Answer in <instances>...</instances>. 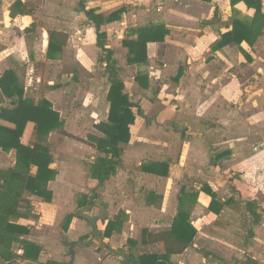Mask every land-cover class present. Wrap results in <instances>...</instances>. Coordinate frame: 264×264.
Listing matches in <instances>:
<instances>
[{
  "label": "rangeland",
  "instance_id": "374dc122",
  "mask_svg": "<svg viewBox=\"0 0 264 264\" xmlns=\"http://www.w3.org/2000/svg\"><path fill=\"white\" fill-rule=\"evenodd\" d=\"M10 1L0 0V49L8 47V42L12 41L15 47L26 50L23 38L18 37L17 33L24 23L13 25L5 16ZM118 1L114 0L110 7L118 5ZM191 2L196 4L193 0H171L168 11L163 14L157 9L149 13L144 8H136V17L130 15L129 19L119 27L107 31L109 33L107 42L115 49V65L121 67L120 72L117 67L115 68L124 82V92L127 93L130 101L138 103L143 109V115L137 118L133 133L138 135L142 129L147 137L152 138V143L136 138V145L158 148L161 154L166 152L170 171L167 176L150 181L145 177L137 176L138 169L135 164L123 168L124 173L115 180L121 183L120 186L126 190V193L119 197L113 195L111 200L114 202L113 205L110 201L104 203L102 195L97 194L99 198L94 200L91 209L85 213L93 217H99L101 214L95 225V229L100 231L102 237L100 243L94 235L95 230L85 219H80L76 232L63 231L60 222L66 213L78 211L76 199L79 195L93 192L91 189L87 190L88 180L87 176L85 180L84 170L87 169L88 161L95 158L97 153L93 150L92 144L86 140V134L95 132L93 124L107 119L108 73L105 65L97 62L95 55L90 61L86 60L84 65L79 64L72 55L74 50L84 47L85 57L87 49L85 47L87 45L89 47L91 43L88 30L83 35L77 32L82 26L79 25L80 21L81 23L85 21L83 15L76 16L73 13V9L77 12L79 10L78 0H27L29 11H34L29 20L34 21V26L29 28L28 35L33 41L30 47L27 46L26 62L18 69V76L24 83L27 94L35 98L46 97L51 101L53 110L59 113L63 125L53 130L46 138L58 174L49 184L53 191L50 202L43 200L42 197H33L31 200L23 199L19 204L25 219V224L19 225L26 227L27 232L14 242L11 249L13 259L5 261L0 257V264H22L25 259L20 260L16 243L25 240L45 244L55 243L43 248L41 256L38 257L42 261L48 259V264L68 263L70 255L68 247L63 244L65 238L68 241L75 240L79 244L75 246L78 248V260L74 255L72 264L122 263L125 258L122 252H128L129 245L128 243L125 245L128 237L137 240L133 249L134 255L143 248V252L154 251L155 246L141 243V238L143 240L147 233V230L144 233L143 228L148 230L168 228L181 190L187 191L185 193L191 190L197 191L193 196L189 194L190 197L184 195V201L191 204V221L197 227V234L185 254L175 257L171 264H264V102H256L258 97L264 96L263 82L256 78L250 80V76H246L243 81H237L233 74L235 67L230 66L235 61L233 59L231 61L226 54L231 50L223 52L224 57L228 59L221 77L227 86L223 91L221 89V92L216 88V94L220 93L221 98L216 99L213 96L214 101L210 105L207 104L211 111L216 110L215 114L196 124L192 121L191 131L195 132L190 133V130H187V119L181 116L182 110L188 107L187 104L185 105L186 102H183V96L179 97V87L176 86L177 81H175L177 79L173 80L172 74L168 72H160L166 68L163 65L165 61L151 54L150 57L153 59L151 66H153L149 71L143 65L138 66V71L146 75L150 74L149 87L143 90L137 87L133 79L135 69L125 65V52L119 47L129 25L133 24L131 17L138 24H143L154 17L167 16L171 23L179 27L181 23L178 22L184 18L181 9ZM209 6L210 4L202 6L203 14L199 16L205 19V24L228 16L229 19H225L223 24L230 22L234 17H249V12L239 6L232 7L231 10L219 11L215 2L211 12L207 8ZM60 27L66 32L64 53L57 59L58 61H51L44 55V42L50 30ZM233 48L235 52L240 50L237 46ZM178 49L180 56L174 58L172 70L174 66L184 67L185 57L181 50L183 48ZM208 55L206 51L203 57L207 58ZM170 59L173 60L172 57ZM217 65L218 63L207 65L210 70L208 73L212 76H215ZM3 68H0V74ZM73 71L74 80L71 78ZM226 71L232 73V76L226 75ZM159 72L163 75L160 76ZM54 85L58 86V89L51 90L50 87ZM231 88L232 91L234 90L232 96L229 93ZM162 101L164 103L161 105H150L151 102ZM148 107L151 109L148 110ZM37 141V137L33 136L28 145L32 147ZM187 142L192 145L191 147H195L193 155L191 154L196 161L194 168L190 167L193 165V157L187 154L190 146ZM161 143L162 145L165 143L163 148ZM143 156L147 157L149 154L145 153ZM201 184L212 187L216 199L223 201V207L217 215L211 214L207 208L210 196L199 192ZM149 188L163 197L162 201L154 206L145 203V191ZM110 190L113 191L112 188ZM249 201L255 204L257 212L260 213L261 221L257 226L252 224L245 206ZM118 207L126 209L129 217L119 231L104 237V223L109 213ZM15 219L12 218L11 221ZM70 224L69 228L75 230V226ZM250 231L252 233H249ZM54 250L59 252L49 256Z\"/></svg>",
  "mask_w": 264,
  "mask_h": 264
},
{
  "label": "trees",
  "instance_id": "16d2710c",
  "mask_svg": "<svg viewBox=\"0 0 264 264\" xmlns=\"http://www.w3.org/2000/svg\"><path fill=\"white\" fill-rule=\"evenodd\" d=\"M210 2L211 0H204ZM242 2L247 9L253 10V16L249 19L235 17L232 20V27L229 31L220 34L213 49L222 48L230 43L240 45L246 42L252 46L259 35L264 31V0H230L232 6ZM79 10L84 13L87 20L93 23L96 33V47L100 49L101 56L99 62L105 65L108 73L109 88L106 99L108 101L107 119L103 122L93 124V128L98 134H87L88 141L93 143L94 149L99 153L91 162L87 164L89 177L97 182L92 188L91 195H82L77 198V208L93 205L97 198L95 188L101 186L110 176L115 174L121 165V154L123 147L130 140V125L135 121L136 116L142 115V109L137 103L128 99L124 92V84L117 77L115 62L112 50L106 46V33L101 30L105 24L119 20L120 16L127 11L125 7L119 8L107 16L95 12L94 9L85 7V0H79ZM11 13L24 12L20 0L12 4ZM34 26V24H31ZM132 33L136 34L135 39L124 38L122 46L127 48L128 64L137 66H147V42L163 41L169 33V29L164 24L151 25L141 28H132ZM47 58L54 59L61 51L64 41L55 31L48 33ZM179 74L181 71L179 70ZM134 80L142 88L148 87V75L140 71ZM15 74L8 70L0 77V89L7 98L17 99L12 101L14 107L0 108V120L14 124L13 128H6L0 125V148L3 151L15 150V164L7 169H0V257L5 261L13 259L11 248L15 241H18L22 234L27 232L26 227L11 221L12 218L21 217L19 204L23 201V195H37L43 200L50 202L52 192L48 189V183L54 180L57 171L51 167L53 154L50 145L46 143V137L63 124L59 118V113L52 108V104L47 99H40L35 102L31 98L23 97V90L15 86ZM35 124V136L38 141L30 147L20 142L24 127L27 122ZM36 167V172L31 173V167ZM141 170L159 176H167L168 164L165 162H151L141 166ZM202 192L210 196L208 208L214 214H218L223 207V203L217 201L216 195L208 186L203 184ZM153 194V193H149ZM245 206L251 217L253 225L260 222V213L257 212L253 202H246ZM74 217H79L78 212H71L64 216L61 222L63 231H67L69 224ZM126 219V214L119 211L105 225L103 236L108 237L113 232L119 231ZM146 231H144L145 233ZM249 233H252L251 231ZM197 230L189 221V211L182 203L179 204L176 217L171 227L167 231L146 233V242L156 244V253L143 252L134 255L133 246L135 242L131 239L127 241L129 245L128 254H125L122 264H132L136 259L137 264H171V256L181 254L192 244ZM144 235V234H143ZM22 254L20 259L36 261L41 251L40 246L30 241H22ZM48 264V262H46ZM59 264V263H53Z\"/></svg>",
  "mask_w": 264,
  "mask_h": 264
},
{
  "label": "crops",
  "instance_id": "0c3cea01",
  "mask_svg": "<svg viewBox=\"0 0 264 264\" xmlns=\"http://www.w3.org/2000/svg\"><path fill=\"white\" fill-rule=\"evenodd\" d=\"M15 1L16 0H11L7 4L5 16L9 20V22H12L13 25L17 26L18 23H20V24L24 23L20 27V32H17V33H18V37L23 38L22 41H23V43L25 42L23 45L26 46V50H25V48H19L18 46L15 47L12 41L8 42V47L0 49V68L4 67L3 71L0 74V77L3 75V73L5 71H8V70L13 71L15 74V80H16L15 86L17 88L23 90V92H24L23 97L31 98V99L34 98L33 100H35V102H37L40 99H42V98L44 99L46 97L35 98V97H32L29 93L27 94L25 85L19 79V76H18V69L20 67L24 66V63L26 62L25 59H26V53L28 50L27 46L29 45V47H30V45L33 41V38L28 37V35L30 34L29 28L31 27V24H34V21H31V22L29 21L31 19V15L34 13V11H29V8L26 5L27 0H20L22 5H23L24 12H17V10H16L15 12L11 13V11H12L11 6ZM170 1L171 0H119L118 5H113V7H110V5L114 2V0H85V7L87 9L92 8L95 10V12L100 13L103 16H107L111 12H113L119 8H122V7H125L127 9V11L124 12L120 16L119 20L112 22V23H109V24H105L101 27V30L105 31V33H106V46L112 50L113 59L116 62V60H115L116 56L114 55L115 49L113 48V46H109V44L107 42V36L109 35V33H107V31L109 29H115V27L116 28L119 27L122 23L125 22V20L129 19L130 15H132V17H136V14H137L136 8H138V9L144 8L149 13H150V11L152 12V10L154 12L155 9H157L159 11L161 10L160 14L166 13L168 11L167 9H168V5L170 4ZM193 1L196 2V4L191 2L189 5L186 4L183 7V9H181V12H182L184 18L181 19V22H178V24L181 23V26H179V27L175 26L174 23H171V20L168 19L167 16L154 17L150 21L143 23V24H138V22L136 20H132V17H131V21L133 22V24L129 25V27H128L127 31L125 32L124 36L122 37V39L120 41V45H119V47H121V49H123L125 52V59H124L125 65L133 67L135 69V74H136L139 67L136 64H128L127 63V61H126L127 48L122 46L123 39L126 37L135 39L136 34L132 33V31H131L132 28L136 29V28L147 27V26H151V25L164 24L165 27L169 29V33L165 36L163 41L147 42L146 52H147L148 62H147V66H144V67H146L148 71H149L150 67L152 68L153 65L151 66V60L153 62V59H152V57H150L151 54L152 55L155 54L157 57H159L160 60L165 61L163 65H164V67L166 66V68H163L160 72H164V73L168 72V73L172 74L173 80L177 79L175 81H177L176 86L179 87V92H180L179 97L183 96V102H186L185 105L187 104V107H188L187 109L182 110L183 114L181 116L187 119L186 120V122L188 123L187 130H190V133L195 132V131H191V128L193 127L192 121L196 124L199 121L206 119L208 116L215 114L216 110L211 111V109L209 107H207V104L210 105L214 101L215 98L216 99L221 98L220 93H219V95L216 94V88H219V91L221 92V89L223 91L224 87L227 86L226 82L223 81V79H222L223 77H221L222 76L221 72H223V69H226L225 63H227V59H228L227 57H224L223 52H227V50H231V51H229L231 54L230 53H226V54H228L231 61H232V59L235 61V63L231 64L230 66L235 67V72L233 74L235 75V79L237 81H243L247 77L250 76L251 77L250 80H254L255 78L260 79V81H262L264 84V31L261 35L258 36V38L256 39V41L254 42V44L252 46L248 45L246 42H242L240 45H238L236 43H230V44H228L222 48L213 49V46L215 45L216 41H218L220 38V34L225 33L231 29L233 18L230 20V22H225L224 24H223V21L225 19H229V16L225 17L223 19H216L214 22H211L209 24H205V19L203 17H199L201 14H203V11H202L203 7L202 6H204V5L206 6L207 4H210V6L207 8L210 9V12H211L215 7V2L219 7V11H221L222 9H230L231 10L232 7H237V6L243 8L245 11L249 12V14H248L249 17H246L247 19L251 18L253 16V10L247 9L246 6L242 2H239V3L235 4L234 6H232L230 3V0H211L210 2H206L204 0H193ZM78 2H79V0H78ZM263 12H264V4H263ZM73 13H75L76 16L83 15V18L85 19V21H82V23L80 21L79 25H82V26H80V28L78 27L79 30L77 32L79 35H83L88 30L90 32L89 34H90L91 43H90L89 47H87L88 45L85 47V48H87L86 52H85V57L83 55V51H84L83 48L84 47H81V49H78V50H74L72 55L74 56L76 61L79 64L81 63L82 65H84L86 60L90 61L93 55H95L97 57L96 60H97V62H99V56H101L102 52L95 45L96 33H95L93 23L90 22L89 20H87L84 13L81 12L80 10H78V12H77V10L74 11V9H73ZM239 18L246 19L243 17H239ZM83 22H85V23H83ZM50 31H55L57 34L60 35L59 36L60 39L64 41V44H63L61 51L56 54L54 59H49V58H47V44H48L49 35L45 39L44 55L46 56L47 59H49L51 61L52 60L56 61L57 59L62 57V55L64 53V47L66 44V32H65V30H63V27H60L59 29H53ZM76 37H79V36L76 35ZM233 46H237L238 49H240L239 50L240 52L239 51L235 52ZM177 47L183 48L181 50H182V55L184 54V57H185V60L183 62L184 67L182 68V65H179L177 68L174 66V68L172 70L171 66H172V64H174V58L177 56H180L178 53L179 49ZM206 51L209 53V55L207 58H204L203 55H205ZM171 57L173 60L170 59ZM205 61L208 63L206 64ZM212 63L213 64L218 63V65H217L218 68H216L217 70H216L215 76H212V74L208 73V71H210V70H209V67H207V65L212 64ZM115 67H117L118 71L120 72L121 67L118 66L117 64L115 65ZM229 69H231V68L229 67ZM179 70L181 71L180 75H179ZM116 72H117V70H116ZM160 72H159V75L162 76L163 74H160ZM135 74H134V76H135ZM225 74L226 75L230 74L232 76V73H228L227 71ZM230 75H228V76H230ZM148 76H149V79H148V87H149L150 74ZM253 76H254V78H253ZM117 77L120 80H122V78L120 76H118V74H117ZM71 78L73 80L75 78L74 71L71 74ZM133 79H134V77H133ZM207 80H209V81L207 82ZM122 82H123V80H122ZM108 83H109V81H108ZM123 84H124V82H123ZM108 85L110 86V84H108ZM136 85L140 89H143V90L148 89V87L142 88L137 83H136ZM57 87L58 86L54 85V86H51L50 89L56 90V89H58ZM232 89L233 88H231V90L229 91L231 96H232V93L234 91V90L232 91ZM213 96L215 98H213ZM14 99H17V97L15 96L14 98H7L0 89V101H1L0 102V108H12V107H14V105L12 103V101ZM256 102L257 103L264 102V96L258 97L256 99ZM163 103H164V101L157 102V103L151 102L150 105L155 106L157 104L161 105ZM140 104H141V102H140ZM189 106L192 108H189ZM141 109H142V107H141ZM150 109L151 108L148 107V110H150ZM142 112H143V109H142ZM142 115H143V113H142ZM141 116H136L134 123L132 125H130V140H129V142L127 144H121L123 147V152L121 154V165L116 170L115 174L110 176L109 179H107L101 186H98L94 190L96 192V195L97 194H99V196H100V194L102 195V198L104 199V203L110 201L113 205L114 202L111 201L113 198V195L116 197H119L120 195H123L126 193V190H124V188L120 186L121 183H118L115 181L119 175H122L124 173L123 168L126 169V168L134 166L136 164L137 169H138L136 171L137 176L140 178L145 177L146 179H148L150 181L156 180L159 178H163L165 176H159V175H155V174H152L149 172L142 171L141 166L143 164L151 163V162H165L169 166L168 172L170 171V163H169V160H167V158L165 156L166 152H162V154L164 155V156H162L161 151L158 150V148L152 149L151 147L149 148L148 146L144 147V146H137L136 145V142H135L136 138H141V139H144L147 143H152V138L147 137L146 132L144 130L140 129L141 133H138V135L133 133L134 127H135L136 122H137V118L141 117ZM106 117H107V115H106ZM195 120H197V121H195ZM0 125L4 126L6 128H13L14 127V124H12L8 121H4V120H0ZM55 130H57V129H55ZM93 130L95 132H93V133L89 132V133L99 135V133L94 128H93ZM185 132H187V131H185ZM33 136H35V124L33 122L29 121L25 125L23 134L20 137V142L23 145H28V144H30ZM86 136H87V134H86ZM25 138H26V141H25ZM86 140H87V138H86ZM88 142L90 144H92L93 150L96 151L93 147V143H91L90 141H88ZM198 142H200V141H198ZM187 143L190 144L189 142H187ZM164 145H165V143H163V145L161 143V147ZM191 146L192 145L190 144L188 151H187V154L188 155L190 154V156L193 155L192 153L195 150L194 149L195 147L194 146L191 147ZM96 153L97 154L95 156L99 155V153L97 151H96ZM145 153H148L149 156H147V157L143 156ZM127 154H129V155H127ZM126 156H128L127 157L128 159L126 158ZM160 156H162V157H160ZM53 159H54V156H53ZM93 159L94 158H92V160ZM15 160H16V153H15L14 149H11L9 151H3L0 148V169H7V168L12 167L15 164ZM92 160H90L88 162H91ZM195 162H196L195 157H193V163H192L193 165L190 166L191 168H194L196 166ZM51 167L55 168L57 171V174H58V169H57V165L55 163V159H54L53 163L51 164ZM84 171L86 174L85 180H86V176H87V180H88L87 182H88L89 188L87 190L91 189V191H93L92 188L97 184V182L89 177L87 169ZM35 172H36V167L32 166L31 167V173L34 174ZM57 174H56V176H57ZM56 176H55V178H56ZM52 181H50L48 183L47 187L49 190H51L52 197H53V191L49 186V184ZM201 187H202V184L200 185L199 190L201 189ZM110 188H112L113 191H111ZM150 188L147 191H145L144 199H145L146 205L154 206L155 204L160 203L162 201L163 197L159 193H156L153 189H150ZM185 192H187V191L181 190L179 195L177 196L178 202H177L176 209L174 211L173 218L177 214L179 204L182 203L186 206V208L189 211L190 223L197 230L196 225L191 221V215H192L191 204L189 202L184 201V195H187V197H190L191 195L193 196L194 194H196L197 191L191 190V191H188V193H185ZM199 192L204 194V195H207L206 193L202 192L201 190ZM149 193H153V194H149ZM189 194H191V195H189ZM82 195H91V194L83 193V194L79 195L78 197H80ZM33 197H39V196L33 195V194L22 196V198L26 199V200H31V198H33ZM97 198H99V197L97 196ZM164 198H165V196H164ZM210 199L211 198L209 197L208 201H207V208H208ZM217 201H219V200H217ZM222 202L223 201H221V203ZM88 206L92 207V205H88ZM88 206H85V207H88ZM76 208H77V204H76ZM18 209L20 211V208H18ZM79 209L77 212H79ZM119 211H123L126 214L125 221H127L128 217H129L128 211L122 207H118L117 209H115L114 211L109 213L110 215L104 223V229H105V225L107 224L108 220L112 219ZM22 212L23 211H20L22 216L19 218H16L13 221L14 223L25 224V219H24V215L22 214ZM71 212H74V211H71ZM71 212H68V213H71ZM68 213H66V214H68ZM210 213L213 215H217L211 211H210ZM64 216H63V218H64ZM100 217H101V214L97 218H100ZM63 218H62V220H63ZM173 218H172V221H171L168 228L161 229V230H148L146 228H143V230L144 231L147 230V233L167 231L171 227V224L173 222ZM80 219H83V218H81L79 216V217H74L72 219L71 224L73 227L75 226L74 227L75 230H72V228H68L69 232H71V231L76 232V227L79 226L78 224L80 222ZM62 220H61V222H62ZM260 221H261V218H260ZM61 222H60V225H61ZM71 224H70V226H71ZM95 225H96V222H95ZM257 225H259V224H257ZM257 225H254V226H257ZM104 229H103V231H104ZM141 237H142V235H141ZM129 239H131L135 242V244L133 246V249H134L136 244H137V240L134 237H128L126 239L125 245H127V241ZM29 241L40 246V248H41V251L39 253L40 256H41V253L43 252V248H45V247L48 248L49 244H53V245L55 244V243H46V244L45 243H36L32 240H29ZM73 241H75V240H73ZM75 242L77 244L76 246H79L78 242L77 241H75ZM141 243L148 244L146 242V235L144 236L143 240L141 238ZM148 245L155 246L156 250H154V251L145 250V252L156 253L158 251V247L156 244H148ZM16 246H17L16 247L17 254H22L23 250H22L21 244L16 243ZM187 248L181 254L172 255L171 256V262H173L175 257L184 255L185 252L187 251ZM128 249H129V247H128ZM74 250H75V259L78 260V257H77L78 248L74 247ZM142 250H144V248L140 249L138 254L143 253ZM54 251L52 253H49V256L52 255L53 253L56 254L59 252L58 250L55 252ZM122 253H124V255L128 254V252L127 253L122 252ZM39 255H38V257H39ZM35 262L46 264V262H48V259L42 261L41 259L37 258V260ZM119 264H122V263L119 262Z\"/></svg>",
  "mask_w": 264,
  "mask_h": 264
},
{
  "label": "water",
  "instance_id": "95a60500",
  "mask_svg": "<svg viewBox=\"0 0 264 264\" xmlns=\"http://www.w3.org/2000/svg\"><path fill=\"white\" fill-rule=\"evenodd\" d=\"M89 209H91V206H88V207H82L79 209V216L83 219H85L86 221H88L90 223V225L94 228L95 232H94V235L97 237V241L101 243L102 241V238L100 236V232L97 231L95 229V222L97 221V217H92V216H89L87 215L85 212H87ZM87 242V241H86ZM63 243L64 245H66L69 249V255H70V259L68 261L67 264H72L73 262V258H74V255H75V250H74V247L77 245L75 241H68L67 238H65L63 240ZM132 264H137V260L134 259L131 261ZM22 264H43V263H39V262H35V261H30V260H24L22 262Z\"/></svg>",
  "mask_w": 264,
  "mask_h": 264
}]
</instances>
